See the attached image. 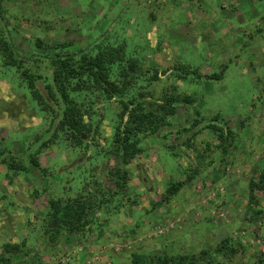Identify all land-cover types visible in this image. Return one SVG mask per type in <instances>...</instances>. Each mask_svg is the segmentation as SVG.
I'll return each mask as SVG.
<instances>
[{
	"label": "rangeland",
	"instance_id": "obj_1",
	"mask_svg": "<svg viewBox=\"0 0 264 264\" xmlns=\"http://www.w3.org/2000/svg\"><path fill=\"white\" fill-rule=\"evenodd\" d=\"M237 1L0 0V35L23 69L42 76L36 86L56 109L33 98L0 41V159L24 167L0 161V264H146L152 253L264 264V191L251 187L264 170V31H255L264 2ZM120 48L111 79L122 86L128 62L135 72L123 95L77 94L88 125L78 142L58 124L60 100L48 97L47 54L107 57ZM214 73L221 77H205ZM174 95L192 101L175 102L167 115L161 106ZM130 101L157 109L165 125L138 134L142 152L120 166L127 180L117 188L109 172L118 158L109 150ZM208 124L223 128L225 145ZM171 181L184 184L164 201ZM97 191L107 199L85 234L60 229L48 240V198ZM9 243L16 252L6 254Z\"/></svg>",
	"mask_w": 264,
	"mask_h": 264
},
{
	"label": "trees",
	"instance_id": "obj_2",
	"mask_svg": "<svg viewBox=\"0 0 264 264\" xmlns=\"http://www.w3.org/2000/svg\"><path fill=\"white\" fill-rule=\"evenodd\" d=\"M0 41L1 45L4 46V50L8 51L6 55L8 59L7 64L11 61L13 65L17 66L18 72L27 83L33 98L44 109L56 111L54 104L46 100L45 98L47 97L43 96L40 89L36 86V78L42 79V76L34 75L28 69H23L21 60H16L13 57L12 51H14V48H12L8 39H4L0 35ZM36 45L40 47L38 43ZM67 46L68 44L61 47L67 49ZM122 51H124L122 48L116 51H107V57H105V52H98L94 56L84 54L80 58H76V54L71 53L69 50L63 53H54L53 56L47 54L50 64L54 68L51 79L52 84L45 83L48 97L53 98L54 102L57 99L60 100L62 108H60L61 113L58 124L63 127L64 132L68 133L70 137H73L78 142H81L82 138L87 136L88 125L83 120L82 108L78 104L76 96L77 94H84L86 91L91 90H93L92 92L100 90L108 97L123 95L125 86L129 83L127 80L130 76L129 73L135 72L134 64L128 62L126 68H122L120 73L123 78L122 86L118 85L117 80L111 79L108 69L116 61H120L119 57H123ZM184 73L188 75L195 74L196 72L185 70ZM205 77L207 79H219L221 73H214ZM165 98L170 99L164 101L165 105L163 104L161 107L165 109L167 115H172L174 111L173 104L175 102L190 103L192 101L187 95H174ZM122 105L124 111L120 113V121L115 127L109 150L111 154L118 158V165L109 172L112 179H115L117 188H121L127 180V171L120 168V166L124 167V165L129 164L138 153L142 152V149L136 142L138 134H153L165 125V116H160L157 109L146 108L140 101L122 102ZM125 114L126 118L123 120ZM207 127L211 128L219 141L225 145L224 141L227 140V136H225L223 128L211 124H208ZM0 161L7 163L10 169L24 170V167L17 162H6L3 159H0ZM255 181L251 182V187L254 186L256 190L264 191V170L260 171L258 175L257 181L261 185L258 186ZM183 184L182 181L169 182L164 193L161 195L162 199L168 201L171 196L181 189ZM107 194L108 192L102 191L98 193L97 191L92 197L77 195L65 200L54 197L48 198L47 211L45 213L46 219H51L55 224V229L51 230L55 234L51 235L50 233V239L48 238V240L52 241L58 235L60 229L69 234L81 233V236L85 234V229L92 222L90 221L92 220L90 213L96 211L97 208L103 207ZM224 243L227 242L225 241ZM4 247L6 254L16 252L19 248L18 245L10 243L5 244ZM198 260V256L189 254L168 256L166 254L152 253L148 256L146 264H197Z\"/></svg>",
	"mask_w": 264,
	"mask_h": 264
},
{
	"label": "crops",
	"instance_id": "obj_3",
	"mask_svg": "<svg viewBox=\"0 0 264 264\" xmlns=\"http://www.w3.org/2000/svg\"><path fill=\"white\" fill-rule=\"evenodd\" d=\"M234 1H237V0H234ZM262 2H264V0H261ZM237 3H239L238 1L237 2H233V4H237ZM260 18H262V19H260ZM254 19H256V18H254ZM257 20L259 21H261L262 22V25H263V28H261V27H258V28H256V34H258V35H260V33L261 32H263L264 31V10L262 11V12H260L259 13V17H257ZM254 21V22H253ZM253 21H251V20H249V23L250 24H256V21L255 20H253ZM260 28H261V30H260ZM264 36V35H263Z\"/></svg>",
	"mask_w": 264,
	"mask_h": 264
}]
</instances>
